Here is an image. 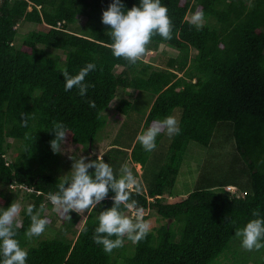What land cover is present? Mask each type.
Here are the masks:
<instances>
[{"label": "trees", "instance_id": "16d2710c", "mask_svg": "<svg viewBox=\"0 0 264 264\" xmlns=\"http://www.w3.org/2000/svg\"><path fill=\"white\" fill-rule=\"evenodd\" d=\"M112 2L0 0V203L6 210L15 202L14 194L25 192L34 210L45 205V230L52 226L48 211L53 205L47 196L58 191L62 177L57 171L64 163L62 154L50 146L55 139L53 122L65 125L67 142L90 153L119 90H133L138 93L132 100L119 101L117 109L126 119L103 158L117 178L128 156L141 165L142 189L133 190L131 200L144 209L145 220L147 212L155 210L166 223L137 243L125 238L123 247L108 254L92 237L99 212L112 207L111 191L108 199L88 211L73 238L60 234L28 239L31 220L25 209L14 230L28 252L26 264H264V248L248 251L235 235L249 221L264 219V0H161L172 21V39L154 35L151 42L179 54L164 69L152 71L143 60L131 65L113 56L107 35L111 29L102 23L103 11ZM122 3L131 9L140 0ZM197 10L204 13L202 30L186 19ZM22 23L37 28L19 45ZM88 63L96 68L85 77L87 95L80 96L76 87L65 91L61 70L76 75ZM117 68L123 69L119 75ZM176 110L181 112L180 132L169 142L166 159L157 160L152 177L148 160L165 132L157 136L151 152L136 137ZM25 114L27 127L22 126ZM222 124L232 126L236 151L250 171L248 188L240 197L227 191V186L239 189L234 172L227 173L230 179L223 184L203 176L195 191L170 203L167 196L172 197L190 143L209 148ZM121 210L131 215L123 206ZM254 210L259 217L253 216ZM69 215L72 219L64 226L72 230L81 216Z\"/></svg>", "mask_w": 264, "mask_h": 264}, {"label": "clouds", "instance_id": "9594fccd", "mask_svg": "<svg viewBox=\"0 0 264 264\" xmlns=\"http://www.w3.org/2000/svg\"><path fill=\"white\" fill-rule=\"evenodd\" d=\"M186 19L197 30L203 29L202 11L197 10ZM102 23L110 26L111 30L107 35L112 41L109 47L113 56L123 58L131 65L143 59L154 35H159L165 40L172 39V21L168 16V8L161 4V0H140L139 6L134 5L131 9H126L122 0H113L107 10L103 11ZM95 68V64L88 63L76 75H71L66 68L62 69L65 91L76 87L80 96H86L89 85L84 83L85 77ZM89 106L95 108V102L90 101ZM22 117V126L27 127V115ZM52 131L55 133V139L50 141L51 149L54 153H62L61 148L67 141L68 131L63 123L55 121ZM162 132H166L169 137L179 134L180 128L175 116L169 115L163 120H154L151 126L137 135L136 140L145 151L151 152L156 147L157 136ZM69 159L73 161L71 171L60 178L58 191L50 192L47 196L54 206L53 210L66 220L72 219L69 213L73 211L86 219L84 213L95 209L108 199L111 191L114 193L111 196L113 204L97 216L98 226L92 237L94 243L102 245L104 252L110 254L114 249L123 247L125 238L133 243L144 239L151 230V222L144 219V209L138 206L137 201L131 200L132 191L139 193L142 185L129 165L125 163L121 166L117 178L113 168L101 155L96 159L84 155L78 158L70 156ZM90 169H94V172L90 173ZM121 206L132 214L128 215L122 211ZM45 210L44 204L40 205L39 210H34L33 205L27 207L26 213L31 220L25 233L28 239L45 231L49 223L48 218L41 215ZM20 212L21 205L16 201L6 210L0 208V264H26L28 252L20 246L14 230L20 226L17 220ZM259 215V211H253V216ZM235 235L241 239L244 249L259 251L264 248V243H261L264 239V219L249 221L246 226L237 229Z\"/></svg>", "mask_w": 264, "mask_h": 264}, {"label": "rangeland", "instance_id": "374dc122", "mask_svg": "<svg viewBox=\"0 0 264 264\" xmlns=\"http://www.w3.org/2000/svg\"><path fill=\"white\" fill-rule=\"evenodd\" d=\"M191 14L193 13L191 12L188 15L189 18ZM78 22L80 25L83 24L84 18H81ZM36 28L37 26L35 24H20L18 26L19 37L17 39V43L20 45L23 38ZM178 54L179 52L173 48L165 45L157 47L155 44L150 42L147 46L146 55L142 60L145 64L151 66L150 71L161 70L166 67L167 62L170 58H176ZM122 70V68H117L115 73L119 75ZM137 93L138 92H135L133 90H119L117 99L105 112L107 125L99 132V139L95 144L94 150H91L90 153L66 141V143L61 148V154L64 163L60 171H57V175L59 177H63L71 171L73 161L69 159L70 156H75L78 158L81 155H84L86 157H90V159H95L98 155L104 157L105 153H107L110 148H112L115 139L119 136V132L126 119L125 116L122 115L117 109L119 101L123 98L132 100L137 95ZM180 113V110H176L173 115L176 117L178 124L180 120ZM140 132L141 130L139 131V133ZM172 137L173 136L169 137L165 132L164 136L159 138V141L161 140L159 149L155 150V153L151 156L150 160H148L150 171H154L151 172L152 177L157 169V160L166 159V156L164 155L168 150L169 142L171 141ZM92 153H95L96 155H92ZM128 153L130 154L131 150ZM130 157L128 156V158H126V160H128L126 163L132 169V172L137 177V179L139 181H142L143 170L141 168V165L132 163L130 161ZM228 172H234V174L237 176V185H234L239 188V192H243V190H246L248 188V183L250 181V171L236 151V144L232 135V126L229 124H222L218 127L213 142L209 148L203 147L196 142L190 143L188 150L184 155L183 163L176 184L172 189V197L169 196V194L167 196L168 201L170 203H177L185 199L189 193L195 191L198 180H201L203 176H206L207 178L211 177L218 184H223L226 180L230 179L229 176L231 174L228 175ZM151 174H149V177H151ZM144 185L146 186V183H144ZM14 195L15 201L21 205V212L17 217V220L20 223V220H22L21 213L25 209H27L29 205H33V201L25 194V192L17 193ZM0 208H2L1 203ZM53 209L51 212L48 211V213L49 216L54 219V223L52 226L46 229L43 234L40 235V239L52 238L60 234L65 235L68 238L75 237L74 233L81 230L86 219H83V217L79 214L81 216L80 221L77 223L76 227H74L72 230H69L68 226H64V224H68L70 220L64 219ZM70 213L76 212L73 211ZM84 215L87 217L88 212H85ZM147 215V221L151 222V230L166 223V221L163 220L155 210H149L147 212ZM222 264L230 263L225 262Z\"/></svg>", "mask_w": 264, "mask_h": 264}, {"label": "built area", "instance_id": "2783aa9c", "mask_svg": "<svg viewBox=\"0 0 264 264\" xmlns=\"http://www.w3.org/2000/svg\"><path fill=\"white\" fill-rule=\"evenodd\" d=\"M12 188H17L16 186H12ZM20 188L24 189L23 186H20ZM28 192H33L32 189H28L26 188ZM227 191L230 192L232 195L236 196V197H240V192L238 191V189L234 186H227L226 187ZM39 194V193H38ZM131 213V212H130ZM132 214V213H131Z\"/></svg>", "mask_w": 264, "mask_h": 264}]
</instances>
